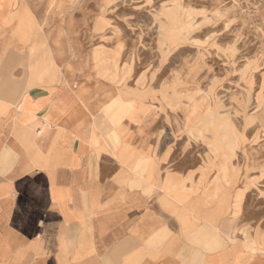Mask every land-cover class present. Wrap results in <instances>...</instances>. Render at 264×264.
<instances>
[{"label":"crops","instance_id":"1","mask_svg":"<svg viewBox=\"0 0 264 264\" xmlns=\"http://www.w3.org/2000/svg\"><path fill=\"white\" fill-rule=\"evenodd\" d=\"M59 34L0 0V264H264V225L234 237L216 169L176 159Z\"/></svg>","mask_w":264,"mask_h":264},{"label":"rangeland","instance_id":"2","mask_svg":"<svg viewBox=\"0 0 264 264\" xmlns=\"http://www.w3.org/2000/svg\"><path fill=\"white\" fill-rule=\"evenodd\" d=\"M32 11L121 84L128 114H154L176 159L205 163L209 179L216 169L234 237L252 235L249 219L264 225V0H32Z\"/></svg>","mask_w":264,"mask_h":264}]
</instances>
